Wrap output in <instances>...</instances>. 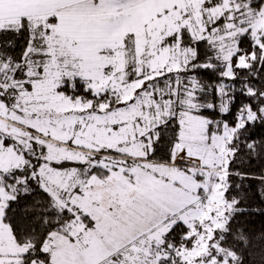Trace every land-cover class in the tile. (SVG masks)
Masks as SVG:
<instances>
[{
  "label": "snow or ice",
  "instance_id": "obj_1",
  "mask_svg": "<svg viewBox=\"0 0 264 264\" xmlns=\"http://www.w3.org/2000/svg\"><path fill=\"white\" fill-rule=\"evenodd\" d=\"M0 264H264V0H0Z\"/></svg>",
  "mask_w": 264,
  "mask_h": 264
}]
</instances>
